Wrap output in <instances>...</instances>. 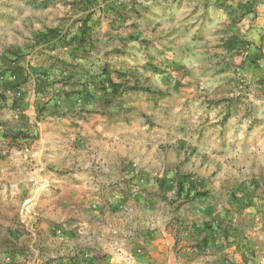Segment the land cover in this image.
<instances>
[{"label": "rangeland", "instance_id": "obj_1", "mask_svg": "<svg viewBox=\"0 0 264 264\" xmlns=\"http://www.w3.org/2000/svg\"><path fill=\"white\" fill-rule=\"evenodd\" d=\"M0 264H264V0H0Z\"/></svg>", "mask_w": 264, "mask_h": 264}]
</instances>
